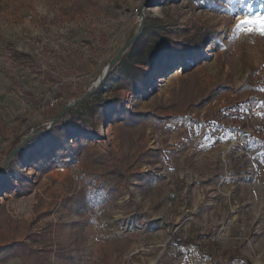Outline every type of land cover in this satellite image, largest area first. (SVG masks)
I'll list each match as a JSON object with an SVG mask.
<instances>
[{"label":"rangeland","instance_id":"374dc122","mask_svg":"<svg viewBox=\"0 0 264 264\" xmlns=\"http://www.w3.org/2000/svg\"><path fill=\"white\" fill-rule=\"evenodd\" d=\"M258 18L264 1L0 0V167L32 130L94 87L141 22L138 38L146 28L178 41L186 28L211 32L192 61L153 70L139 94L117 88L118 66L59 122L74 119L76 138L45 144L39 132L28 141L0 174V246L53 225L41 237L57 248L47 264H226L218 262L233 247L242 258L230 264H264V24L238 27ZM251 67L260 104L227 116L245 99L236 89ZM221 84L233 90L193 108ZM128 109L169 120L127 126ZM90 182L117 192L99 193L94 222L80 232V216L62 202Z\"/></svg>","mask_w":264,"mask_h":264},{"label":"trees","instance_id":"16d2710c","mask_svg":"<svg viewBox=\"0 0 264 264\" xmlns=\"http://www.w3.org/2000/svg\"><path fill=\"white\" fill-rule=\"evenodd\" d=\"M200 8H213L220 0H192ZM264 1V0H257ZM185 37L183 41H178L172 39L168 34H160L146 28L141 37L137 38L127 54L112 68L106 79L110 77L115 78L114 71L118 66L122 67V72L120 73L122 78L117 80V88H127L135 94H139L141 89H145L149 85L150 73L153 70H158L161 74H166L172 70L175 65V58H178L183 63H188L194 59L197 52L202 50L211 38V32L205 27H196L194 29H185ZM225 54L229 56L232 55L231 49H225ZM21 56L26 57V54ZM226 61V62H229ZM227 64V63H225ZM257 69L251 67L250 74L247 80L236 89L239 94L245 95V99L233 104L229 110L227 116H232L239 114L242 109L241 104H244L248 109H253L259 106V99L255 96L257 92V85L255 82V74ZM159 77V76H158ZM233 90L230 85L221 84L219 88H215L211 91L210 97H205L199 103H196L193 108L196 110L202 108L205 103L211 101L215 98L218 93H227ZM100 90L95 91L94 94L99 93ZM29 94V93H28ZM112 103H116L113 101ZM192 106V104H191ZM109 115L104 116V120L108 118ZM158 117L160 122L166 124L169 120L168 116L158 115L156 111H133L128 109L124 115V122L128 126H134L141 119H151ZM75 120L70 118L62 123H57L50 129H45L41 133L44 136L45 144H52L56 141L73 139L77 137V129L72 130L68 128L69 124H74ZM81 139H77V144H81ZM31 143L26 144L22 149L30 148ZM21 152V151H20ZM18 153L9 163L13 164L15 159L21 156ZM9 168V167H8ZM4 170L1 176L6 174ZM17 180V178H16ZM21 187L26 188V184L20 183ZM96 188L97 193L91 195V189ZM100 192H104L107 196H115L116 190L113 187L105 188L104 186L95 187V184L84 183L80 188L76 189L73 193L68 194L64 197L62 205L64 208L74 211L80 216L79 219L73 221L74 227H79L80 232L85 226H90L94 222L96 209L103 202L98 201ZM107 196L104 198L107 201ZM103 200V201H104ZM104 201V202H105ZM53 225H48L44 228L43 232H30L27 234L25 240L7 242L4 246H0V255L3 259L17 257L22 260L23 264H47L53 253H57V248L54 244L42 243L41 237L43 235L49 234L52 236L54 234ZM52 239V237H50ZM214 246L217 245L214 243ZM229 253V258L227 260H222L218 263L230 264L235 258H242L237 247H233L225 251Z\"/></svg>","mask_w":264,"mask_h":264},{"label":"water","instance_id":"95a60500","mask_svg":"<svg viewBox=\"0 0 264 264\" xmlns=\"http://www.w3.org/2000/svg\"><path fill=\"white\" fill-rule=\"evenodd\" d=\"M141 20L143 19L142 13H140ZM143 30V22L140 23L139 31L125 44V46L120 50V52L108 63V65L103 70L102 75L97 80L94 87L85 93L80 99H77L75 101H72L71 103H68L61 111L58 113L56 117L49 120L45 124L47 125L46 129H50L53 126H55L57 123H59L65 115L68 113V111L75 105L81 103L84 101L88 96L92 95L95 91L99 89V87L102 85L103 81L106 79L112 68L122 59V57L130 50L134 42L137 40L138 36L141 34ZM40 127V125L36 126ZM44 130L41 129H35L32 130L24 139L9 153V155L6 157L4 164L0 167V174L7 168L10 161L26 146L28 141L39 132H42Z\"/></svg>","mask_w":264,"mask_h":264},{"label":"snow or ice","instance_id":"6c2138e0","mask_svg":"<svg viewBox=\"0 0 264 264\" xmlns=\"http://www.w3.org/2000/svg\"><path fill=\"white\" fill-rule=\"evenodd\" d=\"M255 23H261V24H264V20H261V19H257V20H243L242 22H241V25H238V27H241L243 24H255ZM250 31H252V29L250 30ZM260 35H262V36H264V27H262L261 29H260Z\"/></svg>","mask_w":264,"mask_h":264},{"label":"crops","instance_id":"0c3cea01","mask_svg":"<svg viewBox=\"0 0 264 264\" xmlns=\"http://www.w3.org/2000/svg\"><path fill=\"white\" fill-rule=\"evenodd\" d=\"M0 264H22L20 261H8L5 259H0Z\"/></svg>","mask_w":264,"mask_h":264},{"label":"built area","instance_id":"2783aa9c","mask_svg":"<svg viewBox=\"0 0 264 264\" xmlns=\"http://www.w3.org/2000/svg\"><path fill=\"white\" fill-rule=\"evenodd\" d=\"M58 100H59V99H57V98L53 99V100L51 101V105H52V106H55V105L57 104Z\"/></svg>","mask_w":264,"mask_h":264},{"label":"bare ground","instance_id":"6f19581e","mask_svg":"<svg viewBox=\"0 0 264 264\" xmlns=\"http://www.w3.org/2000/svg\"><path fill=\"white\" fill-rule=\"evenodd\" d=\"M184 67H186V66H183V68H181L180 72L184 69ZM177 73H179V71H178ZM162 77H163V76H162ZM165 79H166V78H161V79H160V82H163Z\"/></svg>","mask_w":264,"mask_h":264}]
</instances>
